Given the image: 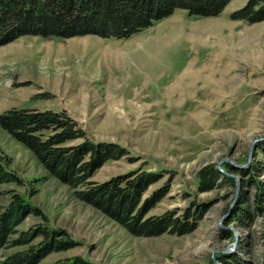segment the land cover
<instances>
[{
    "label": "rangeland",
    "instance_id": "obj_1",
    "mask_svg": "<svg viewBox=\"0 0 264 264\" xmlns=\"http://www.w3.org/2000/svg\"><path fill=\"white\" fill-rule=\"evenodd\" d=\"M246 1L209 17L177 9L125 39L22 35L0 45V113L65 110L90 139L127 150L89 180L159 172L142 199L164 196L145 217L201 212L189 233L136 236L0 127L6 168L20 180L0 184V207L19 194L43 215L3 238L0 264L39 244L17 239L43 224L74 246L37 264H264V20L230 18ZM214 166L223 176L201 190L199 172Z\"/></svg>",
    "mask_w": 264,
    "mask_h": 264
},
{
    "label": "trees",
    "instance_id": "obj_2",
    "mask_svg": "<svg viewBox=\"0 0 264 264\" xmlns=\"http://www.w3.org/2000/svg\"><path fill=\"white\" fill-rule=\"evenodd\" d=\"M229 1L0 0V45L22 35L62 39L95 34L125 39L177 9L195 18L217 16ZM230 18L248 23L264 20V0H247ZM0 127L30 149L52 176L75 189L78 199L102 209L136 236L165 232L182 235L194 230L200 220L201 212L194 216L190 210L186 215L166 211L145 217L164 196L159 192L150 200L142 199L146 188L161 178L159 172L132 171L101 183L89 180L103 163L122 157L127 150L114 142L90 139L65 110L11 108L0 113ZM7 164L6 156L0 151V184L19 182L16 174L6 168ZM214 167L199 172L201 190L211 188L223 176ZM29 214L43 216L19 194L13 195L7 207H0V242ZM65 236L64 231L46 224L34 226L29 232H22L17 241L27 244L40 237V243L10 254L2 263L37 264L50 252L74 246ZM74 261L68 264H79Z\"/></svg>",
    "mask_w": 264,
    "mask_h": 264
}]
</instances>
